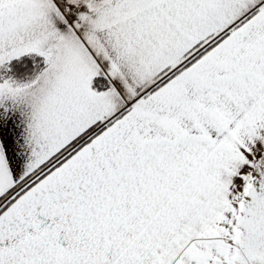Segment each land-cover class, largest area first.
Listing matches in <instances>:
<instances>
[{
  "label": "snow or ice",
  "instance_id": "snow-or-ice-1",
  "mask_svg": "<svg viewBox=\"0 0 264 264\" xmlns=\"http://www.w3.org/2000/svg\"><path fill=\"white\" fill-rule=\"evenodd\" d=\"M0 264H264V0H0Z\"/></svg>",
  "mask_w": 264,
  "mask_h": 264
}]
</instances>
